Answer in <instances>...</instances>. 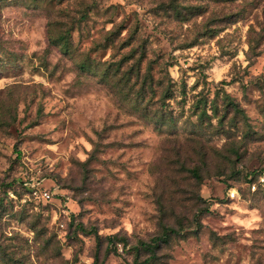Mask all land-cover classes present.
Masks as SVG:
<instances>
[{"label": "rangeland", "instance_id": "obj_1", "mask_svg": "<svg viewBox=\"0 0 264 264\" xmlns=\"http://www.w3.org/2000/svg\"><path fill=\"white\" fill-rule=\"evenodd\" d=\"M252 171L264 0H0V264H264Z\"/></svg>", "mask_w": 264, "mask_h": 264}, {"label": "trees", "instance_id": "obj_2", "mask_svg": "<svg viewBox=\"0 0 264 264\" xmlns=\"http://www.w3.org/2000/svg\"><path fill=\"white\" fill-rule=\"evenodd\" d=\"M63 40V39H62ZM62 45V47L66 50L68 47H67V42L66 41H61L60 42ZM254 50V47L252 46H249V52L251 53L252 52V56H256L253 52ZM223 105H224V108H225V114L226 112L228 111V108L231 107L233 112H235V115H234V119L236 117H239V115H243L242 111L238 108L237 105H235L233 103V100L227 95V94H224V97H223ZM211 110L213 112V116L218 118V114H217V111H216V108L215 107H211ZM203 114H206L205 112ZM221 115L218 119V122L219 123H222V119L224 117V115ZM193 170V169H192ZM192 175L194 177H197V171H192ZM261 175H264V171H252L250 173H247L246 174V181H247V184L252 186L254 184V180H256L258 182V179ZM19 186L20 189H22L25 193L27 194H30L31 192V188H30V184L22 181V180H17L15 181L14 185L13 186ZM13 188L12 187H7L6 189H2V193L3 194H6L8 191H11ZM51 200V199H50ZM181 231V228H174L171 224L169 223H163L161 225V228H160V231L159 233L157 234V236H155L154 238L151 239L150 243L148 244H144V243H141L140 245L142 246L141 249L143 251H145L146 253L149 254V258L151 257H154L155 255V252L159 249L160 246L162 245H166L167 243H169V240L172 236L174 235H178L179 232ZM115 237L112 236V237H109L108 239L109 240H113ZM138 250H140V248H138ZM149 260V259H148ZM147 262V261H146Z\"/></svg>", "mask_w": 264, "mask_h": 264}, {"label": "built area", "instance_id": "obj_3", "mask_svg": "<svg viewBox=\"0 0 264 264\" xmlns=\"http://www.w3.org/2000/svg\"><path fill=\"white\" fill-rule=\"evenodd\" d=\"M261 181H264L263 179ZM31 198L35 201L49 202L51 199L50 193L48 191H37L36 189L31 190ZM235 196L234 192H229V197L233 199Z\"/></svg>", "mask_w": 264, "mask_h": 264}]
</instances>
